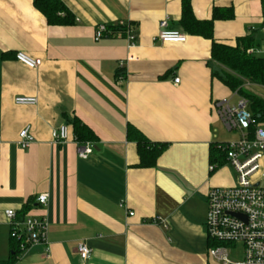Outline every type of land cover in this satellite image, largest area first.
<instances>
[{"label":"crops","instance_id":"crops-1","mask_svg":"<svg viewBox=\"0 0 264 264\" xmlns=\"http://www.w3.org/2000/svg\"><path fill=\"white\" fill-rule=\"evenodd\" d=\"M33 1L0 0V264L9 261L12 243L4 210L18 213L27 202L26 215L46 219L47 242L29 246L13 264H80L78 240L91 248L87 264H213L206 194L233 185L236 176L226 160L213 162L211 147L240 132L217 113L215 102L235 95L212 74L220 66L211 40L183 30L182 0H60L71 24H50ZM190 6L197 20L231 8L232 18L213 21V40L234 46L247 36L251 47L264 49V0ZM162 19L185 42L158 41ZM100 24L109 33L95 41ZM126 27L135 35L132 48ZM17 51L37 67L15 60ZM120 62L123 80L116 76ZM245 85L264 99L263 85ZM15 96L37 103L17 105ZM73 118L97 137L85 158L78 156ZM63 124L69 138L55 143L51 132ZM27 125L34 140L21 148L18 132ZM128 126L165 145L152 167L137 166ZM40 193L45 205L34 201Z\"/></svg>","mask_w":264,"mask_h":264},{"label":"built area","instance_id":"built-area-1","mask_svg":"<svg viewBox=\"0 0 264 264\" xmlns=\"http://www.w3.org/2000/svg\"><path fill=\"white\" fill-rule=\"evenodd\" d=\"M117 25L125 28L122 21ZM106 31L104 24L98 25L95 41L104 36ZM126 37L128 46L132 48L135 45V35L129 28L126 29ZM156 39L161 43L185 42L186 35L169 28L167 19H162L159 21ZM262 52L264 49L253 47L246 49V53L252 55H259ZM14 58L30 68H36L38 65L36 59L21 51L15 52ZM119 65L117 79L123 80L124 62H120ZM179 82V77L173 78L174 86H178ZM234 95L237 98L235 102H232V97L215 102L217 113L226 127L239 131L240 137L219 145L225 150L226 162L235 171L236 179L233 185L212 187L206 194L205 231L208 240L213 242V245L208 247L207 254L219 264H264V186L261 185L264 177V124L255 121L248 110L245 98L235 92ZM13 102L17 105H35L37 99L34 96H15ZM51 136L55 143L67 140L68 126L60 125L52 130ZM33 140L29 125L18 132L17 143L21 148L28 147ZM78 144L81 145L78 149L80 158L87 157L93 150V143L89 141ZM210 168L212 169V166ZM34 201L38 205H45L47 194L36 195ZM132 214L133 212H129V215ZM4 215L10 224L9 236L18 242L21 252L31 245L47 242V222L44 217L29 215L18 217L17 212L11 208L5 209ZM237 243L242 247V260L233 262L228 258L225 245L235 246ZM45 250L48 252L47 247ZM75 250L80 264H87L91 248L86 242L78 240L75 243Z\"/></svg>","mask_w":264,"mask_h":264},{"label":"trees","instance_id":"trees-1","mask_svg":"<svg viewBox=\"0 0 264 264\" xmlns=\"http://www.w3.org/2000/svg\"><path fill=\"white\" fill-rule=\"evenodd\" d=\"M33 4L50 24H71L73 22V17L60 0H34ZM60 12L63 14L59 15ZM232 16L231 8L221 13L217 8H214L210 19L197 20L193 16L190 0H182L180 23L183 30L189 34L211 40V58L220 66L219 71L212 72L213 76H216L232 93L235 92L240 97L245 98L248 110L255 121L264 124V99L251 91L247 92L243 88L247 82L264 86V56L246 53V49L253 46L251 38L247 36L239 38L234 46L217 43L213 40V21L215 19H230ZM117 27L124 29L118 25ZM106 33L109 31L107 30ZM70 123L72 134L78 143L86 141L94 143L97 139L93 131L77 118H73ZM127 138L135 140L137 143V166L139 167H152L165 148L164 144L144 140L132 126L127 127ZM221 144L211 147L213 162L226 160L225 150L219 147ZM28 205L27 202L22 210L17 213L19 217L26 215ZM11 242L10 259L7 263L2 264H13L22 251L18 247L17 241L11 239ZM210 245H213V242L209 240Z\"/></svg>","mask_w":264,"mask_h":264},{"label":"rangeland","instance_id":"rangeland-1","mask_svg":"<svg viewBox=\"0 0 264 264\" xmlns=\"http://www.w3.org/2000/svg\"><path fill=\"white\" fill-rule=\"evenodd\" d=\"M248 83V82H247ZM243 88L247 91V92H250L251 89L248 88V86L244 85ZM252 92V91H251ZM236 97H232L231 100L232 102H235L236 101ZM233 138L236 137V135L232 134ZM230 175L232 177H235L236 176V173L235 171H231ZM261 185L264 186V177L262 178V181H261ZM227 247V252H228V258L230 260H232L233 262H237V261H241L242 260V247L239 243H237L235 246L233 245H230V244H226L225 245ZM212 259V258H211ZM213 260V259H212ZM211 260V261H212ZM213 264H219L218 262L216 261H212Z\"/></svg>","mask_w":264,"mask_h":264}]
</instances>
